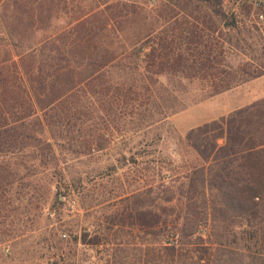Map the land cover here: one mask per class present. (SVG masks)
<instances>
[{"label":"trees","instance_id":"trees-1","mask_svg":"<svg viewBox=\"0 0 264 264\" xmlns=\"http://www.w3.org/2000/svg\"><path fill=\"white\" fill-rule=\"evenodd\" d=\"M198 1L211 9L223 27L213 19L210 24L199 20L200 17L178 21L162 34L158 33V27L152 26L132 43L138 60L127 63L124 60L131 56L124 50L95 43L109 23L122 18L113 28L117 33L118 27L122 29L133 21L129 15L137 10L127 2L110 5L111 13L100 24L93 18L80 20L59 38L60 43L55 42L56 46L48 50L47 46L42 47L38 54L34 49L14 54L0 41V230L5 233L12 230L11 226L17 225L16 218L27 217L35 202L43 199L44 185L39 183V175L55 159L57 137L70 140L76 136L71 134L75 129L85 130L89 134L72 152L85 155L101 147L96 143L97 118L101 117L96 116V108H104L108 116H117L118 109L144 105V108H184L182 99L173 95L154 97L148 92L162 76H167L169 82L173 76H180L206 83L210 91L202 99L264 76V27L245 29L249 37H253V30L258 33L262 30L259 47L255 42L248 43L238 20V9L264 19L260 18L264 14V0H252L250 5L239 3L231 9V21L227 20L225 0ZM176 16L168 7L158 13V17L167 20ZM147 47L150 50L146 51ZM233 54L245 55L247 59L234 62L229 58ZM115 64L125 74L142 73L146 78L142 86L149 90L142 93L135 83L112 80L108 72ZM257 95L228 116L205 122L188 134V140L195 134L199 139L192 146L201 163L193 169L194 173L206 175L202 188L195 183L193 172L162 175L158 180L152 176L149 187L134 196L137 199L115 208L103 229L102 224L97 226L103 235L114 231L116 238H97L92 241V249L98 250L100 243L110 245L113 252L109 253L108 261L120 264L130 242L118 237L127 228L139 227L151 234L150 241L145 242L151 253L158 249L166 251L172 259L176 256L187 261L198 259L193 262L209 259V248L202 244L228 243L224 240V229H218L215 240L213 231L207 241L202 235L209 230L211 220H216L211 188L237 202L246 220L243 224L250 225L261 215L264 217L260 208L264 206V89ZM174 113L177 110H166L162 120ZM101 118L109 127L108 120ZM64 195L58 190L56 199ZM254 232L251 237H255ZM78 239L75 237L74 241Z\"/></svg>","mask_w":264,"mask_h":264},{"label":"rangeland","instance_id":"rangeland-1","mask_svg":"<svg viewBox=\"0 0 264 264\" xmlns=\"http://www.w3.org/2000/svg\"><path fill=\"white\" fill-rule=\"evenodd\" d=\"M251 1L225 0L227 20L232 19V8H237L239 3L250 5ZM117 2L135 5L137 12L129 15L133 21L122 29L118 27L117 33L113 28L122 18L109 23L95 43L124 50L131 56L124 63L138 60L132 43L152 26L158 27L157 31L161 33L170 30L178 21H194L195 17H200L199 20L210 24L213 19L223 27L211 9L198 0H0V41L5 42L14 54L27 53L31 49L38 54L42 47L47 46L45 49L48 50V47L56 46L55 42L60 43L59 38L82 19L93 18L100 24L111 13L109 6ZM167 7L177 13L175 18L158 17L161 9ZM80 16L82 18L74 22ZM238 20L244 35L248 36V43L255 42L260 47L262 30L259 33L253 30V37H249L245 29H254L255 25L263 28L264 19H258L255 13H241L238 9ZM142 57H145L143 52ZM229 58L236 62L247 56L233 54ZM108 73L116 83H135L142 93L149 90L142 86L146 78L139 71L125 74L121 66L115 64ZM172 78L169 82L167 76L160 77L159 83L151 85L148 92L154 97L173 95L182 99L184 108H144L145 105L143 108H117V116L111 114L114 118L108 116L104 108H96V116L105 117L109 127L101 117L97 118L96 143L101 147L85 155L72 152L86 139L85 134H89L85 130L75 129L71 134L76 136L70 140L59 137L57 143L53 140L56 143L55 159L39 175V183L44 185L43 199L35 202L27 217L16 218L17 225L11 226L12 230L10 228L6 233L4 229L0 230V264H114L108 261L109 253L113 252L110 245L100 243L98 250L92 249V241L97 238H116L114 231L108 235L102 232L109 214L123 203L137 199L134 196L149 187L152 176L158 180L162 175L194 173L193 167L201 160L192 146L199 140L197 135L187 139L190 131L211 121L217 114L228 116L234 111L233 106L264 89L262 78L240 89L202 99L210 91L206 83L180 76ZM171 109L178 113L162 120L163 113ZM205 176L194 173L199 189L203 187ZM58 190L65 194L60 199H56ZM211 190L210 198L216 205L213 218L217 221L212 219L209 230L202 235L207 241L208 234L213 231V240L218 229H224V240L228 243L202 244L209 248V259L206 257L198 262H193L198 259L187 261L181 256L172 259L166 251L158 249L151 253L145 243L150 241L151 234L139 227H131L127 228L129 233L125 229L118 237L130 242L120 264H264L263 215L245 225L237 202L216 188ZM260 208L264 212V206ZM99 224L102 229H98ZM253 231L255 237H251ZM75 237L79 238L78 242L74 241ZM104 248L108 250L104 251Z\"/></svg>","mask_w":264,"mask_h":264},{"label":"crops","instance_id":"crops-1","mask_svg":"<svg viewBox=\"0 0 264 264\" xmlns=\"http://www.w3.org/2000/svg\"><path fill=\"white\" fill-rule=\"evenodd\" d=\"M262 78H264V76L261 77V78L255 79V80H253V81H251V82H247V83H245V84H242V85H240V86H238V87H236V88H234V89H240V87H244V85H248V83H253L254 81H258L259 79H262ZM234 89H231V90H234ZM228 91H230V90H228ZM223 93H224V92H223ZM257 94H258V92H257V93H253L252 96L249 97L246 101H244V102H242V103H239V105L233 106V107H232V108H233L232 110H235V109H237V108H239V107H242V106H245V105L249 104L250 102H252L254 99H256V98L258 97ZM221 116H225V115H224V114H217V115H215L214 117H212L211 120H213V119H217V118H220Z\"/></svg>","mask_w":264,"mask_h":264},{"label":"built area","instance_id":"built-area-1","mask_svg":"<svg viewBox=\"0 0 264 264\" xmlns=\"http://www.w3.org/2000/svg\"><path fill=\"white\" fill-rule=\"evenodd\" d=\"M264 17V14H260V18H263Z\"/></svg>","mask_w":264,"mask_h":264}]
</instances>
